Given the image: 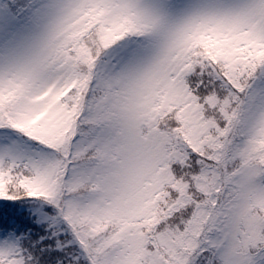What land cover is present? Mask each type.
I'll return each instance as SVG.
<instances>
[{
  "label": "snow or ice",
  "instance_id": "snow-or-ice-1",
  "mask_svg": "<svg viewBox=\"0 0 264 264\" xmlns=\"http://www.w3.org/2000/svg\"><path fill=\"white\" fill-rule=\"evenodd\" d=\"M0 264H264V0H0Z\"/></svg>",
  "mask_w": 264,
  "mask_h": 264
}]
</instances>
